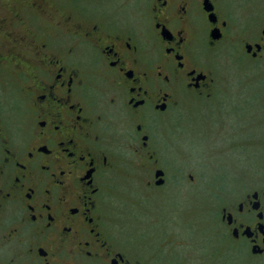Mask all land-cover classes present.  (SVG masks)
Returning <instances> with one entry per match:
<instances>
[{
  "label": "flooded vegetation",
  "instance_id": "1",
  "mask_svg": "<svg viewBox=\"0 0 264 264\" xmlns=\"http://www.w3.org/2000/svg\"><path fill=\"white\" fill-rule=\"evenodd\" d=\"M73 1L62 14L0 1V264H264V155L247 149L241 114L221 113L241 106H196L232 65L253 71L264 108V0ZM171 129L223 144L212 168L229 177L216 185L225 232L208 257L151 250L141 225L125 243L107 218L117 173L156 194L179 182L156 159Z\"/></svg>",
  "mask_w": 264,
  "mask_h": 264
},
{
  "label": "rangeland",
  "instance_id": "2",
  "mask_svg": "<svg viewBox=\"0 0 264 264\" xmlns=\"http://www.w3.org/2000/svg\"><path fill=\"white\" fill-rule=\"evenodd\" d=\"M0 1L5 2V0ZM48 1L55 9H60L59 14L65 13L66 6L72 8L74 4H77L73 0ZM107 3L108 10L112 9L110 3ZM83 4L86 11L105 10L98 0L95 2L88 0ZM114 5L116 6L115 3ZM221 69L228 79V86L224 87L211 102L202 101L196 106H241L240 111L232 107L221 113L226 111L229 115H242V119H245L242 137L253 138L247 141V149L254 153L256 151V155L262 157L264 155V146L261 145L264 143V108L258 110L261 94L255 74L248 68L245 69V66L226 65ZM237 116L227 119L229 125L238 126ZM188 118L187 123L191 125L200 121L196 119L198 115L195 114ZM167 119L175 121L171 114L167 116ZM197 137L199 136H194L190 132L179 135L174 129L156 134L154 138L157 142L156 159L159 161L160 168L169 172L171 176L175 172L181 175L179 182L174 185L169 182L158 194L144 191L138 183L128 181L121 172L114 176L115 181L107 194L109 204L105 205V209L110 215L107 216L109 221L111 222L112 218L114 222L116 220L117 234L125 243L128 236L137 237L136 228L141 225L142 232L150 240L151 250L158 248L159 244L165 241L170 250L169 258L172 260L185 254L189 255V260H193L195 245H198L199 251H209L207 257L210 252L221 251L217 246L219 238L216 236L223 234L225 230L218 220L217 186L222 185L229 177L223 175L216 180L219 176L213 175L215 170L212 167L215 161L220 162L218 151L223 144L213 143L211 135H204L202 138L206 137L205 139ZM210 168H212V174ZM189 174L193 180L187 177ZM170 179L173 181L172 177ZM144 208L150 211L148 216ZM191 245L193 248H190ZM154 255L158 256V253ZM202 259V263L206 262V259Z\"/></svg>",
  "mask_w": 264,
  "mask_h": 264
},
{
  "label": "water",
  "instance_id": "3",
  "mask_svg": "<svg viewBox=\"0 0 264 264\" xmlns=\"http://www.w3.org/2000/svg\"><path fill=\"white\" fill-rule=\"evenodd\" d=\"M160 176H162V172L161 171H159V172L156 173V177L157 178L160 177ZM157 184H160V183H157Z\"/></svg>",
  "mask_w": 264,
  "mask_h": 264
}]
</instances>
